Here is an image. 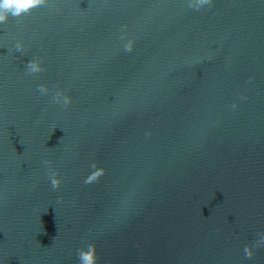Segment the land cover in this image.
Here are the masks:
<instances>
[{"label":"water","instance_id":"1","mask_svg":"<svg viewBox=\"0 0 264 264\" xmlns=\"http://www.w3.org/2000/svg\"><path fill=\"white\" fill-rule=\"evenodd\" d=\"M89 246L264 264V0H43L0 23V264Z\"/></svg>","mask_w":264,"mask_h":264},{"label":"clouds","instance_id":"2","mask_svg":"<svg viewBox=\"0 0 264 264\" xmlns=\"http://www.w3.org/2000/svg\"><path fill=\"white\" fill-rule=\"evenodd\" d=\"M43 0H0V23H3L11 16H20L28 11H30L34 6L39 5L42 3ZM189 7H197L204 4H210L211 0H188ZM123 31V28L121 29ZM123 39V36L121 37ZM17 50L22 49V45L19 43L16 45ZM125 50L130 51L131 50V43H128L125 45ZM29 71H39L40 69L34 65L33 62H29L28 65ZM38 91L41 94H46L48 92V89L44 87L43 85L38 86ZM61 93L56 92L53 96V101L56 103H63L64 105H67L70 100L67 97H64L63 100H61ZM45 165L47 164V161L43 162ZM51 185L53 189H55L58 186V181L53 178L51 180ZM91 246H89V251H81L78 253L80 264H94V255L91 252ZM247 251V250H246Z\"/></svg>","mask_w":264,"mask_h":264}]
</instances>
